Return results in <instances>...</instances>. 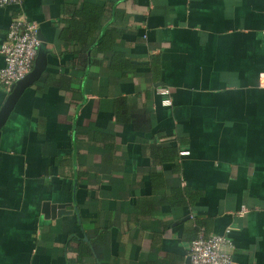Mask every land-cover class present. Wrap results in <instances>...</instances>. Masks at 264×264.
I'll list each match as a JSON object with an SVG mask.
<instances>
[{"label":"crops","instance_id":"0c3cea01","mask_svg":"<svg viewBox=\"0 0 264 264\" xmlns=\"http://www.w3.org/2000/svg\"><path fill=\"white\" fill-rule=\"evenodd\" d=\"M88 3L106 7L102 30L121 32L131 69L112 52L82 65L62 38ZM18 13L47 64L0 133V264H99L77 260L76 238L97 230L109 264H189L197 222L231 240L234 264H264V0H22L0 7V46ZM119 99L135 124L117 120ZM154 145L180 147L178 174L153 163ZM175 187L197 195L180 211L163 201Z\"/></svg>","mask_w":264,"mask_h":264},{"label":"trees","instance_id":"16d2710c","mask_svg":"<svg viewBox=\"0 0 264 264\" xmlns=\"http://www.w3.org/2000/svg\"><path fill=\"white\" fill-rule=\"evenodd\" d=\"M106 7L103 5H93L91 3L86 4L81 10L74 11L72 16L66 19L65 23L67 27L62 32V38L74 41L78 49L76 53L79 55L80 63L87 65L95 54H107L112 52L111 63L112 67L118 70L131 69L133 65L126 57L125 52L118 51L116 49L117 40L121 37V32L118 29L110 28L102 30L105 20ZM116 103V117L120 122L132 121L134 124L137 121L136 116H132L128 110V106L123 99L115 101ZM138 117V116H137ZM141 119V116H139ZM141 121V120H140ZM99 133V132H98ZM97 133V134H98ZM94 136V140L109 141L113 140L112 133H99L104 137H99V134ZM113 148L112 144L107 145V149ZM179 151L180 147H157L152 146L150 149V157L154 164L172 165V172H180L179 164ZM154 187L158 186L164 189L165 180L163 173H155L152 175ZM196 194H193L188 188L175 187L171 190L169 196H164L163 201L180 211L186 205L192 204L196 198ZM203 228L200 222H197L194 227L187 230L184 238L191 244L194 239L197 238L199 230ZM206 229V227H204ZM207 234V231H205ZM109 231L97 230L96 236L90 241L83 239H77V260L82 262L89 257L97 259L99 264H109ZM153 264H160L154 261Z\"/></svg>","mask_w":264,"mask_h":264},{"label":"built area","instance_id":"2783aa9c","mask_svg":"<svg viewBox=\"0 0 264 264\" xmlns=\"http://www.w3.org/2000/svg\"><path fill=\"white\" fill-rule=\"evenodd\" d=\"M22 0H0V7H20ZM37 22L18 13L12 18L6 39L0 46L4 66L0 69V84L8 91L17 81L32 70L41 40ZM164 104L170 105L166 99ZM231 240L224 234H206L199 230L198 236L189 247V264H234Z\"/></svg>","mask_w":264,"mask_h":264},{"label":"water","instance_id":"95a60500","mask_svg":"<svg viewBox=\"0 0 264 264\" xmlns=\"http://www.w3.org/2000/svg\"><path fill=\"white\" fill-rule=\"evenodd\" d=\"M45 44L41 42L37 56L34 61V67L33 69L27 74L23 79L17 81L14 85L11 86V88L8 90V96L7 99L0 110V133L1 129L6 123L10 113L14 109L16 103L18 102L19 98L22 96L24 91L32 85L35 81H37L42 72L46 69L47 64V57H46V49L44 48ZM46 207L48 204L45 205ZM64 208L63 205L59 206H52V212L50 214V217L55 218L57 215H62L63 213H67L65 210H62ZM44 212L47 213V208H44Z\"/></svg>","mask_w":264,"mask_h":264}]
</instances>
